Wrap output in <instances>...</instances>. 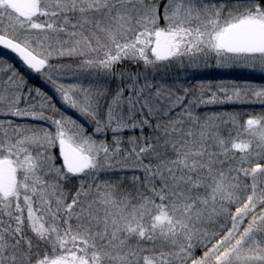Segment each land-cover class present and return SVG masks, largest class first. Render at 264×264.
<instances>
[{
	"label": "snow or ice",
	"instance_id": "obj_1",
	"mask_svg": "<svg viewBox=\"0 0 264 264\" xmlns=\"http://www.w3.org/2000/svg\"><path fill=\"white\" fill-rule=\"evenodd\" d=\"M251 77L264 0H0V264H264Z\"/></svg>",
	"mask_w": 264,
	"mask_h": 264
},
{
	"label": "rangeland",
	"instance_id": "obj_2",
	"mask_svg": "<svg viewBox=\"0 0 264 264\" xmlns=\"http://www.w3.org/2000/svg\"><path fill=\"white\" fill-rule=\"evenodd\" d=\"M4 55H8V53H4ZM208 77L211 78L212 82H218L219 80H242L245 78H248L246 74L241 73L239 71H220V70H211L209 73H207ZM254 81L261 83L264 81H261L259 77H251ZM39 85V82H37Z\"/></svg>",
	"mask_w": 264,
	"mask_h": 264
}]
</instances>
